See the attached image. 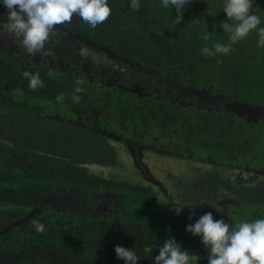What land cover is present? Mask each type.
<instances>
[{
    "label": "trees",
    "instance_id": "obj_1",
    "mask_svg": "<svg viewBox=\"0 0 264 264\" xmlns=\"http://www.w3.org/2000/svg\"><path fill=\"white\" fill-rule=\"evenodd\" d=\"M108 3L106 22L93 29L74 16L62 24L71 35L55 29L39 58L0 42V264H125L116 257L117 245L133 248L139 264H153L169 237L195 252L198 264H208V251L199 250L201 238L186 232L200 213L192 207L185 213L190 216L177 214L180 203L160 200L161 190H153L141 167L119 161V150L127 148L122 139L109 140L111 132L145 142L155 136L162 147L183 145L200 160L210 156L239 168L264 166V124L247 122L264 117L246 114L252 107L264 111V48L257 46L264 0H253V13L261 19L258 28L228 55L214 57L201 50L229 42L219 26L227 20L223 0H192L178 25L175 9L164 8L161 0H139V11L130 7L131 0ZM7 12L0 0L2 35L10 31ZM208 32L205 41L201 36ZM77 37L111 56L96 49L92 57L83 55L84 43ZM44 53L63 66L49 62ZM102 69L115 85L105 84ZM24 71L38 72L44 86L29 89ZM78 79L83 84L77 85ZM155 80L172 86L177 95L199 91L200 102L180 106L164 90L151 89ZM77 86L85 91L76 94ZM61 94L63 103L56 100ZM74 94L79 103L73 102ZM206 94L233 102L236 115L216 110L221 105H206ZM93 166L113 171L95 172ZM127 168L141 183L125 178ZM255 180L235 176L229 190L233 200L251 206V216L257 215L253 219H260L264 180ZM213 183L207 189L213 190L217 179ZM179 199L192 206L193 201ZM97 205L112 211L96 212ZM27 214L24 223L2 232ZM34 220L45 226L43 233L33 227Z\"/></svg>",
    "mask_w": 264,
    "mask_h": 264
},
{
    "label": "clouds",
    "instance_id": "obj_2",
    "mask_svg": "<svg viewBox=\"0 0 264 264\" xmlns=\"http://www.w3.org/2000/svg\"><path fill=\"white\" fill-rule=\"evenodd\" d=\"M191 2L192 0H161L164 8L171 6L175 9L177 25L182 23V14L186 10V5ZM3 5L8 10L7 26L10 31L7 30L3 35L1 33L0 35L7 37L10 34L11 37L7 38L11 40L13 48L20 46L24 52L31 56L44 51L45 44L55 29L67 34V30L62 27V24L70 23L74 16L79 17L95 29L106 22L111 15L108 0H3ZM130 7L139 11V0H131ZM223 12L226 13L227 20L220 23L219 26L223 32L228 34L229 42L203 47L202 54L207 57H214L218 54L228 55L234 44L246 38L252 30L257 29L261 24L260 17L253 13V0H223ZM0 31L3 32L2 28ZM210 35L209 32L204 33L201 38L207 41L210 39ZM258 36L257 46L264 48V27L258 28ZM77 39L84 43L83 55L92 57L91 52L96 49L100 52L105 51L108 56H111L109 51L90 44L86 39L82 40L80 37ZM16 40L18 46L14 45ZM132 66L134 69H138L137 65ZM85 67L86 64H83L79 69L83 70ZM49 75L51 76L53 73L49 72ZM22 76L28 81L27 87L33 91L44 86L38 72L33 74L30 71H24ZM107 76L108 73L102 69L100 77H104L105 84L110 82L111 77ZM76 84H83V80L78 79ZM74 91L79 94L85 89L77 86ZM76 94L72 96V100L74 103H79L80 96ZM64 99L63 94L56 97L59 103H63ZM250 109L257 110V107ZM257 111L264 114L261 109ZM134 162L137 165L141 159H134ZM144 166L143 164L142 167ZM141 170L143 171L142 168ZM225 194L227 193L225 192ZM99 208L100 205H97L96 212ZM189 219L191 220V217ZM32 225L38 233L45 231V226L38 221H32ZM186 232L201 238V243L208 250V264H264V219L245 220L230 225L223 218L215 220L212 213L207 212L194 224L189 223ZM115 253L117 259L123 260L125 264H139V257L133 248L117 245ZM152 259L153 264H198L200 257L183 250L174 238L169 237L163 241L158 249V254Z\"/></svg>",
    "mask_w": 264,
    "mask_h": 264
},
{
    "label": "flooded vegetation",
    "instance_id": "obj_3",
    "mask_svg": "<svg viewBox=\"0 0 264 264\" xmlns=\"http://www.w3.org/2000/svg\"><path fill=\"white\" fill-rule=\"evenodd\" d=\"M67 35H71V33L67 31ZM0 42H5L8 45H12L11 40L7 37H3L2 35H0ZM18 48L21 49L20 46H18ZM21 50L24 52L23 49ZM27 55L31 57V55L29 54ZM36 55L32 56V58H39V57H36ZM44 57L47 60H49V62L53 64H57L60 67L62 66L59 62L49 59L51 58L50 55H46ZM131 68L134 69L133 66ZM157 80H155L156 86L151 87V89L154 92H157L156 90L158 88L164 90L163 92L168 93L170 96H174L175 98L179 99L177 101L180 106H189V105L193 106V102H195V99H196V102L198 103L200 102L199 96L201 95L199 91L194 92L193 94L194 97L192 95L190 97L177 95L175 92L176 90H173L172 86L162 83L161 81H157ZM110 82L111 83L108 84L109 86L115 85V83H113V78H110ZM207 97H208V101L205 103L206 105L208 104L216 105V106L221 105L220 107L216 108V110L222 109L223 111H225L224 113H228V115L224 114V115H227L228 117L236 115L237 112L235 111V106L233 102L229 104L227 100H223L221 97L217 95H211V96L207 95ZM186 99L188 100V102ZM232 109H234V111ZM238 113L240 114L241 111H238ZM246 114L250 117H253L254 115V118L264 117L263 113L257 110H254V111L248 110ZM232 119L236 120L239 118H232ZM247 122H252L254 124H259L257 122H260L264 124V119L251 120ZM166 129L170 133L175 132L170 127H167ZM101 132L103 133V135H107L105 130H102ZM121 137L122 136L120 134L114 133V132H111L110 135H108L109 140L117 139V141H119L122 139V142L124 143L125 147L129 150L130 154H132L133 158L135 160L141 159L143 164H144V161L142 160L143 153H144L143 151L145 152L147 151V153L151 154V156L153 157H159V156L169 157L170 160L171 159L179 160L181 163L190 162L194 165L192 166V169H191L192 172H194V175H192L191 177L189 178L184 177L181 179L176 175L172 176L171 174H169L168 175L169 180H170L169 181V180H162V179L155 178L150 173L149 170H148L149 172H147L146 171L147 169H143L141 163L137 164V166L143 169L144 171L143 174H144L145 179H147L148 181H150V183H152L151 187L153 188V190H156V191L161 190L160 193L161 192L162 193L160 194V196L163 200L166 201L165 202L166 204H168V202L173 203L174 205L178 204L179 202L175 203L176 202V199H175L176 191L179 192L178 193L179 195L176 197L181 198L182 197L181 191L183 194L185 190L188 192L189 196L195 197L193 199V202H194L193 208L197 209L198 211L197 214L199 215L200 213V217L207 212H211L215 220H219L223 218L230 225H235L245 220L247 221L256 220V219H252L251 215L253 211H252V208H250L251 206L246 207L242 204L241 200H233L231 196V190H229V185L235 181V176L233 178L227 177V175H225L222 171L224 170L226 171L229 169L231 171H236L234 173L237 174V177L239 179L250 181V182L252 178L256 179L258 175V176H261L259 178V181H263L264 180V166L260 167V165L258 164L255 166L251 165L250 167L239 168V167L231 166L229 164H225L223 162L216 163L212 161L210 156L207 157V159L200 160L199 157L194 156V153L190 151V149H187L183 145L181 147H174L173 143L170 142L171 146L162 147L161 144L158 143V139L155 136H153L151 140L148 142H145L146 139L133 140V139H128V138L126 139V138H121ZM196 165L202 166L203 169L200 167H197ZM244 176H247V177L245 178ZM213 179L214 181L217 179L216 187L213 190L207 189V188L214 187ZM218 179H220L219 183H218ZM225 182H227V185H225ZM172 188H175L176 191L174 192ZM225 192L227 194H225ZM234 202L238 205L236 208L231 207V204H233ZM103 204H104V200H103ZM101 207L103 209H101ZM237 208L242 209L243 211L239 210V212H236L235 209ZM261 208H264V206ZM103 210L104 212L112 211V209H110L107 205H102L97 210V212L103 213L102 212ZM261 210L263 212L262 213L263 218H260V219H264V209H261ZM245 211L247 212V214L245 213Z\"/></svg>",
    "mask_w": 264,
    "mask_h": 264
},
{
    "label": "rangeland",
    "instance_id": "obj_4",
    "mask_svg": "<svg viewBox=\"0 0 264 264\" xmlns=\"http://www.w3.org/2000/svg\"><path fill=\"white\" fill-rule=\"evenodd\" d=\"M2 31H0L1 33ZM14 45L18 46V42L17 40L14 42ZM110 82H108L109 84ZM264 115V114H263ZM114 145L119 148V144L115 141ZM127 152L120 149L119 150V161L122 163H125V166L128 165V163L132 162V165L133 167H137L135 162H134V158L132 156V154H129V150L126 149ZM143 157H142V160L144 161V164L146 165V168H147V171L149 170L150 173L155 177V178H158V179H162V180H169V177L168 175L171 174L172 176L176 175L178 176L179 178H189L191 177L192 175H194V172H192V166H194L192 163L190 162H187V163H181L179 160H173L169 157H153L151 156V154L147 153V151H143ZM158 156V155H156ZM197 167H200L203 169L202 166H198L196 165ZM93 171L95 172H102V173H109L113 170H107V168H99V167H92ZM129 168L126 169V172H123L122 174L125 175V178L126 179H133V181L135 182H139L141 183L138 178H137V175H135L134 171L133 173H129L128 171ZM148 171V172H149ZM225 175H227V177H230V178H233L234 176H237V174H235L234 172L236 171H231L230 169L229 170H224L222 171ZM151 175V176H152ZM245 178L247 176H244ZM261 176H258L257 175V178L255 181H259V178ZM170 181V180H169ZM172 190H174V192L176 191L175 188H172ZM177 192L176 191V196H177ZM179 193V192H178ZM181 195L184 199L186 200H189V201H193V199L195 198L194 196H189L188 192L184 190L183 194H182V191H181ZM159 199L163 201V199L161 198L160 195H158ZM176 201L179 202V198L178 197H175ZM175 202V201H174ZM177 203V202H175ZM180 204H178V208L176 210V213L177 214H182L183 215H189V214H185V213H188V211H191V210H187V209H192V207H194V202H191L190 205L192 206H186V205H189V203H185V204H182L181 202H179ZM261 209H264V208H261ZM263 212L260 211V214H262ZM190 216V215H189ZM254 216H257V215H253ZM252 217V219H253ZM254 221V220H253ZM201 247L199 248L200 251H204V252H207L204 245H200ZM190 254H195V252H190Z\"/></svg>",
    "mask_w": 264,
    "mask_h": 264
},
{
    "label": "water",
    "instance_id": "obj_5",
    "mask_svg": "<svg viewBox=\"0 0 264 264\" xmlns=\"http://www.w3.org/2000/svg\"><path fill=\"white\" fill-rule=\"evenodd\" d=\"M7 37L10 38V37H11L10 34L7 35ZM39 56H41V54H37V55H36V57H39ZM101 133H102V132H101ZM102 134H103V133H102ZM139 169H140V168H139ZM143 169H146V167L144 166ZM140 170H141V169H140ZM141 171H142V170H141ZM143 172H144V171H142V173H143ZM28 218H29V215L27 214V215L24 216L23 218L18 219L17 221H14V222L10 223L7 227H5V229H4L2 232H4V231L10 229L11 227H15V226H18V225L24 223Z\"/></svg>",
    "mask_w": 264,
    "mask_h": 264
}]
</instances>
